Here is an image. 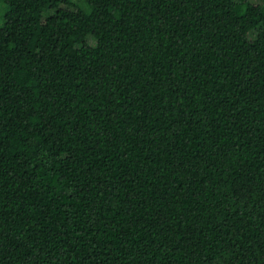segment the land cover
Here are the masks:
<instances>
[{
    "label": "trees",
    "instance_id": "trees-1",
    "mask_svg": "<svg viewBox=\"0 0 264 264\" xmlns=\"http://www.w3.org/2000/svg\"><path fill=\"white\" fill-rule=\"evenodd\" d=\"M0 264H264V0H0Z\"/></svg>",
    "mask_w": 264,
    "mask_h": 264
}]
</instances>
